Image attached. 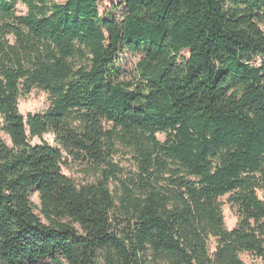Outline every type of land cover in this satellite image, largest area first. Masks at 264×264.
<instances>
[{
    "label": "trees",
    "instance_id": "trees-1",
    "mask_svg": "<svg viewBox=\"0 0 264 264\" xmlns=\"http://www.w3.org/2000/svg\"><path fill=\"white\" fill-rule=\"evenodd\" d=\"M101 3L0 0V264L264 262V0Z\"/></svg>",
    "mask_w": 264,
    "mask_h": 264
},
{
    "label": "rangeland",
    "instance_id": "rangeland-1",
    "mask_svg": "<svg viewBox=\"0 0 264 264\" xmlns=\"http://www.w3.org/2000/svg\"><path fill=\"white\" fill-rule=\"evenodd\" d=\"M53 1L63 3L66 0H53ZM117 1L118 0H101L102 3H101L100 11L104 13L113 4H116ZM16 7L19 14H26L28 11L27 7L22 3H18ZM139 59L140 57L138 55H133L128 53H124L123 55H121L120 68L122 69L123 72L121 80L129 81L135 78V69ZM50 103L51 102L49 99V95L47 93L35 89L30 95L23 97L20 100V111L25 117H27L29 114L45 113L49 109ZM2 135L5 141L10 143L9 137L5 134ZM158 138L163 142L166 139V135L159 134ZM44 140L52 145H56L54 136L51 134L44 136ZM32 143L38 144L41 143V141L39 139H34ZM116 160L121 164V166L132 168V159L126 149H120V153L116 157ZM63 171L67 176L73 178L78 182L92 180V176L89 175V172L84 171L77 164L70 163L67 167L63 168ZM116 188L117 185L113 183L111 185V189L115 191ZM259 194L260 197L264 199V193L261 192ZM229 198L230 196L222 197L220 198V202L222 203L225 225L229 230H231L236 227L239 217L237 213V208L230 203ZM31 200L34 206L38 208L36 209V212H39L40 200L38 194L37 193L32 194ZM241 258L246 264H264V262L261 259L249 254H242Z\"/></svg>",
    "mask_w": 264,
    "mask_h": 264
}]
</instances>
